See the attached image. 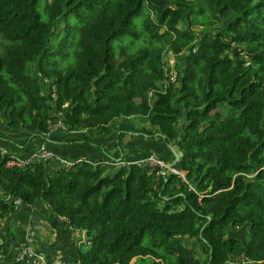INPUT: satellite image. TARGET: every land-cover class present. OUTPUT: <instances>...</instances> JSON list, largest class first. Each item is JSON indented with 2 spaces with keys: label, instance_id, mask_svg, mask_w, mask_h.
Returning <instances> with one entry per match:
<instances>
[{
  "label": "trees",
  "instance_id": "obj_1",
  "mask_svg": "<svg viewBox=\"0 0 264 264\" xmlns=\"http://www.w3.org/2000/svg\"><path fill=\"white\" fill-rule=\"evenodd\" d=\"M0 37V121L24 144L59 120L119 147L133 131L182 151L185 172L6 167L0 149V220L7 195L41 200L84 232L77 264H264V0H0ZM167 55L177 78L163 92Z\"/></svg>",
  "mask_w": 264,
  "mask_h": 264
},
{
  "label": "crops",
  "instance_id": "obj_2",
  "mask_svg": "<svg viewBox=\"0 0 264 264\" xmlns=\"http://www.w3.org/2000/svg\"><path fill=\"white\" fill-rule=\"evenodd\" d=\"M0 125V132L12 140L9 142L0 138V149L16 156H27L45 145L54 152L57 159H66L71 165L82 159L133 162L151 152L160 154L167 162L173 159L168 146L138 134H125L119 147L115 133L107 135L100 129L71 132L55 129L44 138L36 137L24 144L29 132L12 129L1 124V121ZM57 159L48 162L50 171L61 166ZM84 239V232L70 228L64 217L52 212L41 200L31 204L22 203L18 207L10 206L0 220V260L6 264H23L17 263L14 255L16 248L25 242L43 252L51 264L57 261L60 264H77L74 251Z\"/></svg>",
  "mask_w": 264,
  "mask_h": 264
},
{
  "label": "built area",
  "instance_id": "obj_3",
  "mask_svg": "<svg viewBox=\"0 0 264 264\" xmlns=\"http://www.w3.org/2000/svg\"><path fill=\"white\" fill-rule=\"evenodd\" d=\"M173 59L170 60L169 63L165 61L164 71H165V78L162 82L161 90L165 92L168 88L169 84H174L176 82L177 74L175 72V64H176V56L173 55ZM43 84L46 87H49L50 84L43 80ZM157 90L156 89H149L147 91V96L150 99H153ZM51 98L55 99V89L52 88ZM55 129H62L65 130L64 124L59 120L56 124L49 128V130L53 131ZM1 155L6 156L7 160L5 161L6 167H17V168H25L27 166L32 165L36 162H49L53 159H57L54 152L47 146L41 145L39 148L28 154L27 156H16L5 149H1ZM60 162L61 166H71V163L68 162L66 159H57ZM118 160H105L103 163L112 166V165H120V166H127L130 163L136 164L138 166H146L149 168L148 173L162 171L165 169V173L167 174H175L176 176L180 177L182 180L184 178V171L173 166H168L167 161L163 158L159 157L155 152H151L145 157L136 159L133 162H126V161H118ZM156 172H154L156 174ZM6 198L8 199L9 203H11L12 207H18L22 204L21 199L14 198L11 195H7ZM85 240V239H84ZM83 240V241H84ZM82 241V242H83ZM14 260L17 263L23 264H51L45 254L41 251H37L32 248L28 243L22 242L17 248L14 255ZM53 264V263H52ZM54 264H60L59 261L55 262Z\"/></svg>",
  "mask_w": 264,
  "mask_h": 264
},
{
  "label": "rangeland",
  "instance_id": "obj_4",
  "mask_svg": "<svg viewBox=\"0 0 264 264\" xmlns=\"http://www.w3.org/2000/svg\"><path fill=\"white\" fill-rule=\"evenodd\" d=\"M62 23L63 22H60V24H59V27H57L54 31V34L50 37V43L52 44V45H56L57 44V42H58V40L61 38V36H62V30H61V26H62ZM193 29H195L196 31H198V27H195V28H193ZM2 44H3V40H2V38L0 37V48H1V46H2ZM173 55H170V56H165L164 57V59H165V61H167V63H169L170 62V60L171 59H173ZM32 67H34V66H32ZM31 66H30V68H32ZM31 71H34V69L33 70H31ZM37 73H35V75H36ZM219 110L224 114V113H227V111H228V108L226 107V106H223V105H220L219 106ZM2 124V123H1ZM135 124H136V126H147V127H151L147 122H144L140 117H137L136 119H135ZM4 125V124H3ZM1 126V125H0ZM65 131V130H64ZM118 161H120V160H118ZM117 161V162H118ZM121 166L120 165H112V166H109L108 168H107V173H109V174H111V173H114L118 168H120ZM185 173V172H184ZM185 175V174H184ZM236 233L240 236V237H242V236H244V231H243V229H236ZM187 243H188V245H191V246H193L198 252H199V255H202V252H201V246L197 243V242H194V241H192V240H190V239H187V241H186ZM241 259V261L243 262V258H240ZM134 261V258L131 260V263Z\"/></svg>",
  "mask_w": 264,
  "mask_h": 264
},
{
  "label": "water",
  "instance_id": "obj_5",
  "mask_svg": "<svg viewBox=\"0 0 264 264\" xmlns=\"http://www.w3.org/2000/svg\"><path fill=\"white\" fill-rule=\"evenodd\" d=\"M130 134H139L138 132H129ZM172 153H173V159L172 161H170L168 163V166H173V165H176V163L180 160V158L182 157L183 153L182 151H179V150H175L172 146L170 147ZM162 173L164 174L165 173V169L162 170ZM208 219H209V216H208Z\"/></svg>",
  "mask_w": 264,
  "mask_h": 264
}]
</instances>
